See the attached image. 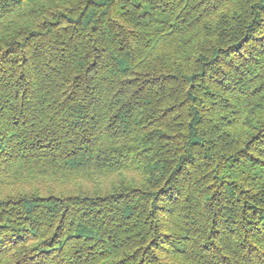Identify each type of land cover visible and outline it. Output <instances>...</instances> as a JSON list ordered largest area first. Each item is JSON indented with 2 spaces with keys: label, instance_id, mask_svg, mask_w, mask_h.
<instances>
[{
  "label": "trees",
  "instance_id": "obj_1",
  "mask_svg": "<svg viewBox=\"0 0 264 264\" xmlns=\"http://www.w3.org/2000/svg\"><path fill=\"white\" fill-rule=\"evenodd\" d=\"M0 264H264V0H0Z\"/></svg>",
  "mask_w": 264,
  "mask_h": 264
}]
</instances>
